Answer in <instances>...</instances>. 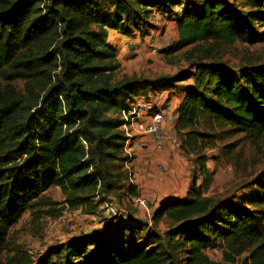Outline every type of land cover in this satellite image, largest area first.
Segmentation results:
<instances>
[{"label":"trees","instance_id":"obj_1","mask_svg":"<svg viewBox=\"0 0 264 264\" xmlns=\"http://www.w3.org/2000/svg\"><path fill=\"white\" fill-rule=\"evenodd\" d=\"M155 13L177 24L168 56L211 42L264 43V0H0V258L23 214L52 206L43 198L51 188L87 214L99 195L122 194L128 158L119 115L138 99L175 92L184 98L174 132L195 168L185 201L165 200L154 212L153 223L168 222L166 234L122 221L11 264H218L207 252L220 248L228 264L243 253L242 264H264V174L250 194L241 193L248 186L210 196L200 151L212 147L204 121L264 146V65L233 68L206 50L173 76L117 79L109 32L145 38Z\"/></svg>","mask_w":264,"mask_h":264},{"label":"rangeland","instance_id":"obj_2","mask_svg":"<svg viewBox=\"0 0 264 264\" xmlns=\"http://www.w3.org/2000/svg\"><path fill=\"white\" fill-rule=\"evenodd\" d=\"M229 1L233 2L234 0ZM150 22L149 33L145 38L138 34L128 37L118 32L117 38L111 39L118 49L120 71L116 75L117 79L135 77L154 81L162 77L173 76L181 70L190 69V64L195 60L194 58L205 55L206 50L211 52V56H218L223 63L233 68L245 64L264 65V43L250 45L239 42L229 47L225 44L211 42L196 48L187 47L168 56L163 53L164 46L169 47L172 44L176 46L178 41L177 24L164 16H161L158 24L153 21ZM112 34L114 35V33ZM137 36H139L138 40H136ZM111 41L109 42L111 43ZM202 128V131L209 133L212 141V147L205 149L201 147L200 150L209 158L207 167L212 173V181L207 194L215 197L227 196L231 193L236 194L248 186L249 189L241 191V193L250 194L254 190L251 187L254 181L258 176L264 174V146H255L249 138L242 134L230 133L227 129L209 128L206 121L202 123ZM172 131L174 132V129ZM172 136L173 138L177 137L175 132ZM174 150L177 158L186 164L189 177L192 180L195 156L193 154L185 155L186 152L182 148L180 150L174 148ZM159 166L161 165L156 166V172L162 175L161 177L157 175V180L161 181V178H167V175H165V170L159 171ZM130 187V182L127 180L126 188L122 194L99 195L94 200L97 204V210L94 214H87L81 209H69L65 204L61 190L56 187L51 188L43 195V198L50 201L52 206L35 205L23 214L20 221L10 231L7 250L1 256L0 264L14 263L21 254H26L37 260L52 246L94 236L107 227L117 226L122 221H132L133 219L143 221L160 236L166 234L169 229L167 221L160 220L153 223L154 212L159 207L155 206L147 214L143 208L137 207L130 201L127 204L125 202V205L122 204L121 201L125 198ZM134 187L136 186L134 185ZM148 192L150 193L149 198L139 196L147 200L151 198L150 200L155 203L156 199L159 198L157 190L150 189ZM103 199L113 205L114 208L116 207L118 212H122L126 220H118L112 217L107 220V218L102 217L100 212H102ZM140 215L143 217L141 218ZM144 236L145 232L140 234L138 241H142ZM225 252V248H220L209 250L207 254L214 263L228 264L225 261ZM248 257V253H243L236 258L235 264H242Z\"/></svg>","mask_w":264,"mask_h":264},{"label":"built area","instance_id":"obj_3","mask_svg":"<svg viewBox=\"0 0 264 264\" xmlns=\"http://www.w3.org/2000/svg\"><path fill=\"white\" fill-rule=\"evenodd\" d=\"M178 10L181 11V8ZM167 48L168 46L165 45L164 49ZM171 95V92H161L152 95L149 100L138 99L119 115V119L123 122L122 130L127 138L125 154L128 160L125 163V170L131 187L135 185V167L131 164L135 152L146 150L152 146L162 148L168 141H172L175 149H181V141L177 137L170 138L166 131L167 125L171 127V130L174 129L178 118L177 108L169 106ZM158 169L164 171L162 166H159ZM126 197L137 207L143 208L147 214L155 206L158 208L161 204V202L154 203V201L139 195L130 194L129 191L126 193ZM102 205V212H100L102 217L107 220L109 217L126 220L122 212H118L116 207L107 203L105 199H103Z\"/></svg>","mask_w":264,"mask_h":264},{"label":"crops","instance_id":"obj_4","mask_svg":"<svg viewBox=\"0 0 264 264\" xmlns=\"http://www.w3.org/2000/svg\"><path fill=\"white\" fill-rule=\"evenodd\" d=\"M160 18V14L155 13L151 21L158 24ZM112 33H114V35ZM118 35L119 34L117 31H110L109 41H111V39L117 38ZM138 39L139 37L137 36L136 40ZM111 43L113 44L112 41ZM173 93L174 94L170 99V106L177 108L180 106L184 98V94L175 92ZM166 131L169 134V137L173 138L172 135H174V132L171 130L169 125L166 126ZM131 164L135 167L134 182L136 185V195H142L149 198L150 193L148 191L153 189L157 190L159 195V198L156 199V202H163L165 200L171 199L184 200L186 198L191 179L189 177L186 164L183 162V160L180 161L177 158L172 141L167 142L162 148L152 146L146 150L135 152L134 159L132 160ZM157 165H161L166 171L165 175H167V178H161V181H159V179L157 180V175H160V177L162 175L160 173L157 174ZM121 202L124 205L125 202L127 204L128 199L126 196ZM140 217L142 218L143 215H140Z\"/></svg>","mask_w":264,"mask_h":264},{"label":"bare ground","instance_id":"obj_5","mask_svg":"<svg viewBox=\"0 0 264 264\" xmlns=\"http://www.w3.org/2000/svg\"><path fill=\"white\" fill-rule=\"evenodd\" d=\"M185 201V200H184ZM183 202V201H182Z\"/></svg>","mask_w":264,"mask_h":264}]
</instances>
